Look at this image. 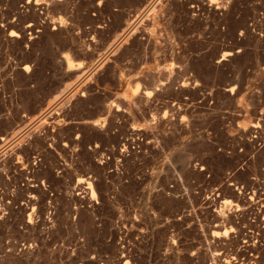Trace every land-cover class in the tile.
Instances as JSON below:
<instances>
[{
    "label": "rangeland",
    "instance_id": "1",
    "mask_svg": "<svg viewBox=\"0 0 264 264\" xmlns=\"http://www.w3.org/2000/svg\"><path fill=\"white\" fill-rule=\"evenodd\" d=\"M261 202L264 0H0V264H264Z\"/></svg>",
    "mask_w": 264,
    "mask_h": 264
},
{
    "label": "snow or ice",
    "instance_id": "2",
    "mask_svg": "<svg viewBox=\"0 0 264 264\" xmlns=\"http://www.w3.org/2000/svg\"><path fill=\"white\" fill-rule=\"evenodd\" d=\"M57 0H53V3H56ZM101 3H103V0H100ZM206 2L210 3V5L213 7V8H227L231 3H232V0H206ZM28 3H32V0H28ZM36 3H42V4H47V0H36ZM191 7L193 9H195L197 7L196 3H192L191 4ZM241 36L244 35L243 32L240 33ZM11 36L13 37H16L17 36V33L16 32H12L11 33ZM233 53L231 51L229 52H226L224 54V58L225 59H228L229 57H231ZM30 71V69H29ZM96 147H100L99 145H97ZM93 199H95V196H93ZM233 232H235V229H232ZM224 236H228V233L225 232L223 233ZM246 243V241H245ZM193 255H195L193 253ZM92 259H95L94 257ZM233 259H235V257H233Z\"/></svg>",
    "mask_w": 264,
    "mask_h": 264
},
{
    "label": "bare ground",
    "instance_id": "3",
    "mask_svg": "<svg viewBox=\"0 0 264 264\" xmlns=\"http://www.w3.org/2000/svg\"><path fill=\"white\" fill-rule=\"evenodd\" d=\"M11 37H13V36H11ZM74 97V96H73ZM71 98V97H70ZM128 99V98H127ZM69 100V99H68ZM253 129H256V127H253ZM80 191H83V192H85L86 194H88L89 192H91V199L93 198V196H94V192L92 191V189H91V186H90V184H81L80 185ZM34 198V197H33ZM30 200V199H29ZM92 201V200H91ZM262 203H264V202H261V204ZM262 206V205H261ZM264 206V205H263ZM264 208V207H263ZM263 224V223H262ZM258 228H260V226L258 227ZM262 229V228H261ZM260 229V230H261ZM263 230V229H262ZM263 232V231H262ZM263 241V240H262ZM255 242V241H254ZM264 242V241H263ZM263 245H264V243H263ZM254 258H252V259H248L247 261H246V263L245 264H254V262H252V261H254L253 260ZM257 260V259H256ZM222 263V262H221ZM222 264H230V262H229V260L227 261H223V263ZM258 264V263H257Z\"/></svg>",
    "mask_w": 264,
    "mask_h": 264
}]
</instances>
